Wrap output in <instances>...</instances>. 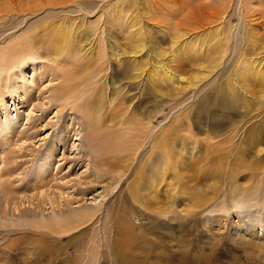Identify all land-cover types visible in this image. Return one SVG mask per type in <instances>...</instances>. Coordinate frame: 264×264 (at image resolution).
<instances>
[{
	"label": "rangeland",
	"instance_id": "rangeland-1",
	"mask_svg": "<svg viewBox=\"0 0 264 264\" xmlns=\"http://www.w3.org/2000/svg\"><path fill=\"white\" fill-rule=\"evenodd\" d=\"M6 125L0 264H264V0H0Z\"/></svg>",
	"mask_w": 264,
	"mask_h": 264
},
{
	"label": "bare ground",
	"instance_id": "bare-ground-1",
	"mask_svg": "<svg viewBox=\"0 0 264 264\" xmlns=\"http://www.w3.org/2000/svg\"><path fill=\"white\" fill-rule=\"evenodd\" d=\"M94 1H97V0H94ZM100 1V0H99ZM80 4H83L82 2H80L78 5H80ZM64 8V7H63ZM61 36L60 35H56V37L54 36V37H52V41H55V42H57V40L60 38ZM25 42V41H24ZM30 42H31V39H30V41H28V39L26 40V43H28V44H30ZM15 49H17V47H14V50ZM53 49H56V46H55V44H54V46H53ZM10 50H11V48H10ZM17 51V50H16ZM60 52H58L57 53V55L55 56V58H58V57H60ZM114 57V56H113ZM116 57V56H115ZM163 59H165V58H163ZM48 60H50L51 62H54L51 58L50 59H48ZM57 61V60H56ZM58 62V61H57ZM53 65V64H52ZM57 63L55 64V66L52 68V72L50 73L52 76H57V78L58 79H60L59 78V76H58V71H57ZM51 66V65H50ZM49 66V68H51ZM161 70L165 73V76L167 77V79H169L170 81H172L174 78H177V79H181L179 76H177L175 73H173L172 71H169V70H167L166 69V67L165 66H161ZM61 74H63V71H62V73ZM155 74H158V73H156L155 72ZM50 77V76H49ZM67 77L68 76H66V79H67ZM182 80V79H181ZM77 86H78V84H76V88H77ZM69 89H71L70 87H68ZM23 89H24V93L26 94V96H27V89H26V87L23 85ZM27 92V93H26ZM29 94V93H28ZM29 96H30V94H29ZM27 99H28V97H27ZM29 99H30V97H29ZM15 125H6L5 127H4V129L3 130H1L0 131V144L2 143V139L5 137V138H9L10 137V134L8 133V132H11V130L13 131V130H15L16 128H13ZM151 129V127H148V130H150ZM164 133H162L161 134V136H163L164 137ZM152 136H153V141H154V144L156 145V146H158L159 147V144H160V138H159V136H160V134H153L152 133ZM165 140V139H164ZM162 145V144H161ZM160 145V149L163 151V153L164 154H166V153H168V150H166V148L165 147H163V146H161ZM176 145V144H175ZM171 151V150H170ZM158 152L160 153V151L158 150ZM162 153V152H161ZM160 153V154H161ZM139 156V154H137L136 155V158ZM167 157H168V159L170 160V158H169V156H168V154H167ZM174 158V157H173ZM172 158V159H173ZM183 158V157H182ZM167 162H166V164L167 163H169V161L166 159V158H164ZM165 164V165H166ZM164 165V166H165ZM43 167V166H42ZM42 167L41 166H39L38 167V169L37 170H35L36 172H35V174H33L34 175V177H35V179H37V178H41L42 177V175H44V174H42L43 173V171H42ZM190 168V167H189ZM188 170H190V169H188ZM45 173V172H44ZM241 223H242V226L243 227H245V226H248L247 225V223L246 222H244L243 220L241 221ZM252 228L248 231V233L252 236V237H254L255 235H257V232L255 231V228H257V227H261L262 229H263V231H264V220H258L254 225H252L251 226ZM52 232H53V230H52ZM56 233L58 232V231H55Z\"/></svg>",
	"mask_w": 264,
	"mask_h": 264
}]
</instances>
